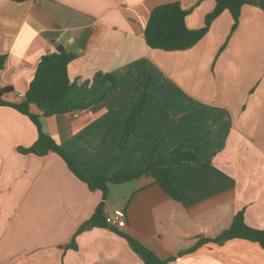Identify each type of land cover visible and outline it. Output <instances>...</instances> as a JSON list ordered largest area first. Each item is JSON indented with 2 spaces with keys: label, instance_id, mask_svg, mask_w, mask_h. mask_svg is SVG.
I'll use <instances>...</instances> for the list:
<instances>
[{
  "label": "crops",
  "instance_id": "0c3cea01",
  "mask_svg": "<svg viewBox=\"0 0 264 264\" xmlns=\"http://www.w3.org/2000/svg\"><path fill=\"white\" fill-rule=\"evenodd\" d=\"M178 1L189 28L205 25L215 0H0V87L20 102L40 58L58 46L74 52L71 81L115 75L119 88L99 103L40 115L84 175L130 173L176 151H197L191 164L167 163L180 192L170 194L145 174L109 183L104 213L124 208L126 227L167 264H264L255 241L219 236L244 209L246 223L264 229V9L244 4L237 27L230 11L184 50L151 48L144 31L151 11ZM149 81L137 134L119 142L134 103ZM30 116L0 104V264H146L111 227L79 231L103 201L55 152H27L38 139Z\"/></svg>",
  "mask_w": 264,
  "mask_h": 264
},
{
  "label": "trees",
  "instance_id": "16d2710c",
  "mask_svg": "<svg viewBox=\"0 0 264 264\" xmlns=\"http://www.w3.org/2000/svg\"><path fill=\"white\" fill-rule=\"evenodd\" d=\"M23 2L26 0H14ZM215 8L207 14L205 25L198 29L189 28L186 17L191 12L184 9L180 2L173 1L156 6L149 16L145 27L144 36L146 43L151 48L168 51L184 50L199 42L208 32L213 20L223 11L228 10L233 16V30L237 27L239 16L244 4L258 5L264 9V0H215ZM76 58L74 52L67 51L63 46H58L54 52L43 55L37 63L35 74L23 99L18 103L8 102L4 96L13 87H0V104L11 105L20 112L30 116L38 128V139L35 144L26 149L44 155L50 151L58 153L67 162L70 169L80 179L85 181L92 190L100 189L103 192V201L97 206L95 212L84 222L79 231L92 227H109L104 213V200L108 195L109 183H122L133 180L145 174L153 176L174 197H180L176 185L166 170L167 163L191 164L200 161L197 151H176L168 160H155L147 167L130 173L114 174L108 171L91 175H84L75 167L70 157L50 135L44 132L40 115L31 112V106H37L43 115L63 114L86 109L91 105L101 102L110 91L117 90L119 85L115 75L98 72L93 80L82 83L71 81L68 75V66ZM7 56L0 53V69H3ZM149 81L142 95L134 103L130 117L126 121L122 137L119 142L120 152L130 144L137 134V121L148 102ZM126 237L136 252L144 259L146 264H167L169 259L160 258L154 251L140 241L132 238L120 229L112 228ZM233 238H244L260 243L264 247V229L249 226L245 221L244 209L239 210L233 217L231 226L219 236L200 239L195 248L207 241L223 242Z\"/></svg>",
  "mask_w": 264,
  "mask_h": 264
},
{
  "label": "built area",
  "instance_id": "2783aa9c",
  "mask_svg": "<svg viewBox=\"0 0 264 264\" xmlns=\"http://www.w3.org/2000/svg\"><path fill=\"white\" fill-rule=\"evenodd\" d=\"M105 219L111 228L123 229L126 227V214L122 207L115 208L112 213L106 215Z\"/></svg>",
  "mask_w": 264,
  "mask_h": 264
}]
</instances>
